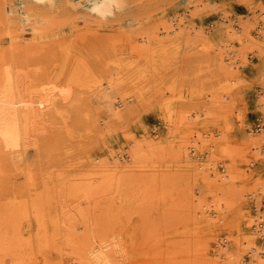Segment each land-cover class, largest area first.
Wrapping results in <instances>:
<instances>
[{
    "label": "rangeland",
    "instance_id": "1",
    "mask_svg": "<svg viewBox=\"0 0 264 264\" xmlns=\"http://www.w3.org/2000/svg\"><path fill=\"white\" fill-rule=\"evenodd\" d=\"M64 1L66 0H59V2L52 4L50 7L53 9L50 7L48 8L47 6L30 9V7L27 6L26 0H0V57L2 58V61L8 59L11 60L13 58L12 63L14 66L15 64H18L21 69L27 71L29 79L27 76L26 79L28 80H32L36 72H38L39 69H43L42 73L46 75V77H44L43 74L42 77L46 78L45 80H47V78H52L50 85L56 86L60 90L64 89L66 92L64 97L69 98V101L77 97H74V94L77 93V88L72 83H66L64 78L57 80L56 74L62 75V73H64V77H67V72H70V70L74 71L79 63L82 61V63H85L84 61H86L85 64L88 66L89 71L93 76L97 75L96 77H98V81L102 80L104 83L103 86L106 85V80L108 77L110 78L111 75L116 79L121 77L120 89L118 87V89L112 88L111 90H107V92L110 93L108 100H111L110 103L112 104H117L121 97H131V99L126 102V109L131 107L130 110L133 111H130V117H128V113L125 111L126 109L124 110L126 113H122L121 119L118 120L112 117L109 114L108 103L105 99L99 97V89L103 86H96L97 84L94 85L91 84L93 82H90L88 86L82 90L84 99H81L79 102V114L76 113L74 115L72 113L73 117L70 118L68 123L65 122L69 127H74L77 124L81 131L76 129L74 136L66 135V133H64L66 132L65 123L63 124L62 122L60 125L53 126L50 132L45 136L37 134L36 136L39 137L33 139L39 140V145H36V147L35 141V144L29 143L20 156H18L17 153L9 154L6 150L0 148V156H3V158H0V180L2 182H0V191L4 194L7 192H4V189L7 188L8 183L3 184L4 180L5 182L7 180V182L11 181L10 184L13 183L22 186L25 195L23 196V199L21 198L19 200L23 202L25 206L29 207V209L26 207L27 213L25 214V217L28 218H24V216L18 217L19 220L17 219V223H15L16 227L14 226L13 231L10 233L2 232V235H0V244H14V241L15 244H28L27 248H29L28 250L30 251L28 256L32 259L31 262L35 261L36 264H52L57 254L56 244H59L60 241H54L52 238L53 236H50L54 232L50 221H61L59 210L62 207L61 202L59 201V198L53 194H50V197H55V201L53 198L46 200L44 197L45 200L44 198L42 199L46 202L45 204L41 199L42 203L44 202L43 205L46 207L44 213H46V218L49 220L47 221L46 219V226L48 228L47 245L49 244V248L47 245L46 247L49 250L40 245L43 244L41 243L42 233H39V229L36 230L38 222L35 216L32 215L34 213H31L33 210L31 211L32 208L30 207V203L35 201L38 202L39 199L37 198H40L38 197L39 194L44 196L46 191L47 193H53L55 186L57 187V185L59 186L61 183L59 182L60 179H66L62 180V182L67 183H69L68 181L78 182L79 179L83 181L82 179L85 177L88 179L93 178V180L96 179V182L104 181L105 179L103 177L105 174L100 175V172L98 171L104 169V163L108 153L113 150L112 152L121 153L123 156L126 154L128 155V153L130 154L129 151L133 148V144H130L131 141H142L141 137L145 134L144 138L150 140L151 144L153 143L155 146V148L152 149V152L147 154L149 156L146 155L147 158L145 157L149 160H144L143 164V159L145 158L142 157L136 161H131L126 155L123 158L125 160L122 161L125 166H129L130 169L128 168V170H125V173H129L126 175L120 173L121 178L118 174V177L116 176L117 178L115 177V181H113L116 185L113 182L110 183L109 187L107 186L108 188L99 193L100 195L97 194L91 199L89 198L91 201L80 197H76L78 200H74V198L65 199L63 205L67 206L65 208L70 211L72 221L74 220L72 224L79 223V215L77 211L82 210L84 217L82 218L79 216L81 218H79L80 222L83 219H86L89 222L90 233L105 237L106 235L101 234H107L109 232L107 236H112L113 234L116 236V234L119 233L117 237L120 239L123 247L125 246L124 249L127 252V255L124 254L125 256L123 255V257L118 258L121 264H128L131 260H143V250H147L154 244L160 245L161 249L165 248L163 249L165 252L166 249H168V253L174 250L171 253H173L172 255L175 257H173L171 262H174L175 264H249L250 259L254 260L253 264H264V255L255 256L256 258L251 257L254 255V252H252L253 248L258 251L260 250V252H264V240L254 236L255 240L251 244L250 237L252 233H250V228L253 224L249 223L250 218L252 217L250 216L253 212L252 208H254L256 204L260 206V210L261 212L263 211L262 213L264 214V139H262V141L260 139L261 136H259V133H263L264 135V127H262L264 126V106L260 107L262 100H264V54L256 48V44H259L258 41L262 42L260 37L256 35L257 24H254L255 27L253 26L250 32V35L253 38V43L250 40L248 41V39H245L246 37L241 33L233 35V33L229 32L232 29L231 25L238 26V24H243L245 21L249 20L252 16V11L257 8L254 6L264 3V0H200V2L199 0H123L124 10L106 21H100L98 19H83L84 13L82 7H91V5L98 0ZM71 3L75 6H72ZM35 13L39 15L35 17ZM49 13L52 16L50 23L45 25L40 22L38 17L41 14L46 17H51ZM179 18L183 21L184 27H192L194 29L191 31H188V28L185 29L178 35L179 38L176 40L165 41V36H159L158 38L163 40L161 43L151 42L149 44L147 41L146 43L142 42V39L146 36L152 35L155 32H160L164 26H170L176 22V20H179ZM237 21H239L238 24ZM160 26L161 29L159 28ZM231 38L232 40H230ZM254 39H256V41ZM189 40L190 42H188ZM138 43H142V45L139 46L144 48L137 47ZM200 44H203L202 46L204 48ZM252 45L253 47H250ZM7 48L9 49L10 55L9 52H5L8 51L5 50ZM150 48L151 51L149 50ZM226 48L230 49L228 50ZM238 48L241 51L238 50ZM129 49L135 51H130ZM220 51L222 55L219 54ZM239 52H242V55ZM231 54H234L235 57ZM15 61L18 63H15ZM110 63H112V65ZM64 64H66V66ZM106 64L109 66H104ZM67 66L68 70L66 71ZM71 66L73 67L71 68ZM121 66L123 68H121ZM61 67L63 70L62 72L60 71ZM225 67L227 69H225ZM113 68L114 70H117L113 71ZM229 68L230 70H228ZM119 71L123 76L118 73ZM151 71L154 72L152 73ZM125 72L129 73L126 74ZM140 74L142 75L143 81H145L144 83L143 81H140L141 78L138 77ZM133 75H137V77L133 79ZM148 82L152 86L150 84V86H148ZM122 83L126 86L125 88L128 89H125ZM156 86L158 87L156 88ZM131 89H133V91ZM96 90L97 92L95 93ZM128 90L130 92H128ZM201 91L205 92V94L203 92L201 93ZM126 92L129 93V95ZM198 92L201 95L197 94ZM136 95L140 96V99H137L139 103L138 101L136 103L134 99ZM200 96L201 98H199ZM259 96L260 99H258ZM209 98L216 99L212 100ZM163 99H169L170 101H163ZM141 100L142 102L140 103ZM90 102L94 104H90ZM131 103L132 105H135V103L137 105H133L134 108H132V105H130ZM211 104L215 106L213 109ZM257 104L260 105L257 106ZM69 105L71 106L68 107L69 109L72 108V105H74V109L76 108L75 104L70 103ZM204 105L207 106L209 110H207ZM98 106L101 109H99L100 111L97 109L99 108ZM86 109L91 113V118L93 117L92 119L87 118V115L90 113L86 111ZM96 109L98 111H95ZM207 111L209 113H207ZM121 112H123L122 109ZM182 112L189 114H184ZM94 116L96 118H94ZM93 119L97 120L99 124L96 121H94V124L92 122ZM105 119L106 123L104 121ZM186 122L189 124H186ZM102 123L106 127L103 126ZM90 124L91 126H88ZM92 125H95L93 126L94 128H92ZM110 125L111 127L113 126L114 129L110 128ZM192 125H195V128ZM117 128L118 130H116ZM260 129L263 131L261 130L262 132H259ZM88 130L90 131L87 132ZM99 130L100 133H103L104 130L105 132L101 135L98 132ZM191 130L193 132H191ZM86 132L87 135L90 134L87 136L89 138L86 137ZM79 133L81 135L76 137ZM96 133L99 134L100 137L97 136ZM131 134L134 136H130ZM185 136L187 138H184ZM255 137L256 139H254ZM175 138L177 140H175ZM183 138L184 140H181ZM165 140L167 142H165ZM200 140L202 142H200ZM178 142L180 143V146ZM183 142L186 146L182 144ZM191 142H194V145ZM122 143L124 145L121 146ZM140 143L141 144L139 145H142L141 150L147 152L148 148L144 146V143ZM50 144H53V147L55 146V150ZM67 145L69 147H67ZM224 145L225 149L227 148L226 152L222 149V146ZM46 147L52 149H46ZM191 147H195V150L188 149V156H191L192 153L194 154L195 152L204 155L203 158L206 160L203 159L197 162L198 164H194L193 161H191L195 166L201 165L203 169L197 168L195 169L197 171H194V165L185 163V148ZM203 147L206 149H203ZM157 148L161 150H158ZM42 149H44V152ZM48 149L51 151L45 153ZM37 151L40 153H37ZM161 151L163 152L162 154ZM3 153L6 154L4 155ZM153 153L155 156H152V158L151 155H153ZM177 153H179L180 156L177 155ZM40 156L42 159H39ZM180 157L183 160H181ZM18 158H20V160H18ZM98 159L100 160L98 161ZM45 160L46 162H44ZM27 162L30 163L29 165L32 164L31 167ZM155 162L157 165L154 164ZM96 164L100 169L98 168L97 170ZM142 164L146 165L143 166ZM26 167L34 172L27 171L29 169ZM93 167H95V169ZM164 167H166V169H164ZM186 167L188 169H186ZM142 168L145 169L143 170ZM149 168L155 171L150 170ZM207 168L210 169L208 170ZM223 169H225L224 172L226 173L223 172ZM58 170L59 172H57ZM213 170L223 172L224 174L228 173L227 178L224 177L221 180V184H207L203 180V176L211 174ZM52 172L56 174V177ZM62 172L64 173L62 174ZM81 172L83 173L81 174ZM101 172L104 173V171ZM130 172L138 175L135 176V174H130ZM160 172L161 174L159 175ZM93 173L96 175H93ZM194 173H196L197 176ZM81 175H84L83 178H81ZM129 175L133 178L128 177ZM152 175L156 177H153ZM11 177L12 179L10 180ZM30 177L34 179L29 180ZM129 178L132 181L134 180L132 185L136 189L142 190L135 189L138 192L133 190L134 187H132ZM148 180L152 181H149L148 183ZM17 181L18 183H16ZM49 181L51 183H49ZM23 184H26V187ZM113 184L114 186H112ZM140 184L141 188L138 187ZM145 185L146 190L143 188ZM32 186L35 189L30 188ZM49 186L54 189L52 188V190L50 189L49 191ZM41 187L45 189H42ZM46 187L48 189H46ZM36 190L38 194L35 192ZM42 190H44L45 193L42 192ZM39 191H41V193H39ZM144 192H146L145 196ZM211 192H213V194L215 192V194L213 195ZM3 193L0 194L1 199L4 195ZM114 193L118 194L115 195ZM123 193H126L127 197ZM134 194L137 195V198ZM106 196H108V198ZM150 196L152 197L149 200L148 197ZM97 198H99V203L96 202L98 201L96 200ZM196 199L202 201H197ZM41 200L39 203H41ZM225 200H227L229 204L232 203L231 205L233 207L231 208L229 204H226L229 205L228 208H226L227 206L225 205L223 208L218 206L219 203H224ZM49 201H51V203H49ZM86 201H88V203ZM144 201L147 202L144 203ZM127 202H129L130 205L129 203L127 204ZM255 202L257 203L255 204ZM87 204L92 206L89 207ZM47 205H51L52 207H47ZM73 207L76 208L74 209ZM81 207H85L86 210L85 208L83 210ZM210 207L213 208L211 209ZM49 208L52 209L48 211ZM94 208L96 210H94ZM104 209L107 210V214L104 212ZM90 214H92V217ZM196 214L199 217H197ZM193 216L196 217L194 218ZM100 217L106 221H103ZM115 219L118 220L117 223ZM18 222L21 223L19 224ZM98 222L99 225L97 224ZM94 223L96 225H94ZM17 224L19 225L17 226ZM57 230L60 232L58 227L55 232H57ZM108 230H112L113 233ZM98 232H100V235ZM247 233L249 235H247ZM18 234H20V236ZM141 251L142 253L140 254L139 252ZM213 251H219L223 256L221 258L214 257Z\"/></svg>",
    "mask_w": 264,
    "mask_h": 264
},
{
    "label": "bare ground",
    "instance_id": "2",
    "mask_svg": "<svg viewBox=\"0 0 264 264\" xmlns=\"http://www.w3.org/2000/svg\"><path fill=\"white\" fill-rule=\"evenodd\" d=\"M67 1V0H66ZM66 1H64V2H66ZM135 1V0H134ZM251 1V0H250ZM57 2H59V0H26V3H27V6L28 7H30V9H37V8H43L44 6H47L48 8L52 5V4H54V3H57ZM68 2V1H67ZM199 2H200V0H199ZM134 4H136V3H134ZM199 4H201V3H199ZM71 5H72V3H71ZM258 5V4H257ZM254 6V7H257V8H255L253 11H252V16H251V18L249 19V20H247V21H245V23H243V24H241L240 23V25L238 24V22L239 21H237V24H238V26H234V25H231L232 26V29L229 31V32H231V33H233V35L234 34H237V33H241L244 37H246L245 39H248V41L250 40L251 42H252V40H253V38H252V36L250 35V32H251V30H252V28H253V26H254V24H257V32H256V35L257 36H259L260 37V39H261V41L262 42H259L258 41V43L259 44H256L257 45V49L262 53V54H264V3H261V4H259L258 6ZM72 6H75V5H72ZM3 7V6H2ZM25 7V6H24ZM50 8H52V7H50ZM74 8V7H73ZM76 8V7H75ZM83 9H82V11H83V13H84V17H83V19H85V20H92V19H98V20H100V21H106V20H108V19H111L113 16H116V15H118L119 13H121L123 10H124V3H123V0H98V1H96V2H94L92 5H91V7H86V8H84V7H82ZM53 9V8H52ZM41 10H43V9H41ZM51 10V9H50ZM31 11V10H30ZM45 11V10H44ZM58 11V10H57ZM40 12V11H39ZM52 12V11H51ZM63 12V11H62ZM30 13V12H29ZM46 13V12H45ZM132 13V12H131ZM185 13H186V11H185ZM34 14V13H33ZM32 14V15H33ZM36 15H35V17L37 16V15H39V14H37V13H35ZM50 14V13H49ZM64 14V13H63ZM183 14V13H182ZM50 16H51V14H50ZM191 16V15H190ZM39 20H40V22H42L43 24H49L50 23V21H51V19H52V16L51 17H46L45 15L43 16V14H41L39 17ZM177 18V17H176ZM74 19V18H73ZM170 19V18H169ZM248 19V18H247ZM118 20H120V19H118ZM172 20V19H171ZM175 21V20H174ZM173 21V22H174ZM170 22V21H169ZM228 22V21H227ZM172 23V22H171ZM170 23V24H171ZM186 23V22H185ZM232 23H233V21H232ZM166 25V24H165ZM213 25V24H212ZM225 25V24H224ZM223 25V26H224ZM163 26V25H162ZM188 26V25H187ZM226 26V25H225ZM212 27V26H211ZM255 27V26H254ZM160 29H161V26L159 27ZM188 28V27H187ZM186 27H184L183 26V21L179 18V20H176V22H174L173 24H171L170 26H164L163 27V29L160 31V32H155V33H153L152 35H148V36H146L144 39H142V42H144V43H146V41H147V43H151V42H155V43H161L163 40H161V38H158L159 36H165L164 38V40L166 41H169V40H176V39H178L179 37H178V35L181 33V32H183L185 29H187ZM201 28V27H200ZM200 28H199V30H200ZM194 28H192V27H189L188 28V31H191V30H193ZM215 29V28H214ZM217 29V28H216ZM198 30V29H197ZM198 30V31H199ZM226 30V29H225ZM122 31H123V29H122ZM197 31V32H198ZM196 32V31H195ZM190 33H192V32H190ZM200 33V32H199ZM203 33V32H202ZM136 34H138V33H136ZM145 34V33H144ZM149 34V33H148ZM194 34H196V33H194ZM203 34H205V33H203ZM227 34V33H226ZM119 35V34H118ZM121 35V34H120ZM182 35V34H181ZM200 35V34H199ZM206 35V34H205ZM205 35H203V36H205ZM208 35V34H207ZM122 36V35H121ZM125 36V35H124ZM202 36V37H203ZM229 36H231V35H229ZM44 37V36H43ZM141 37V36H140ZM189 37V36H188ZM187 37V38H188ZM255 37V36H254ZM115 38H117V37H115ZM121 38V37H120ZM201 38V37H200ZM238 38V37H237ZM250 38V39H249ZM140 39V38H139ZM163 39V38H162ZM189 39V38H188ZM187 39V40H188ZM241 39V38H240ZM243 39V38H242ZM244 39V40H245ZM130 40V39H129ZM128 40V41H129ZM193 40H194V38H193ZM230 40H232V38L230 39ZM239 40V39H238ZM255 41H256V39H254ZM122 41V40H121ZM132 41H134V40H132ZM164 41V42H165ZM240 41V40H239ZM57 42V41H56ZM140 42V41H139ZM177 42V41H176ZM188 42H190V40L188 41ZM125 43V42H124ZM240 43V42H239ZM244 43V42H243ZM248 43V42H247ZM253 43V42H252ZM255 43H257V42H255ZM129 44V43H128ZM167 44V43H166ZM132 45H133V43H132ZM139 45H142V43L141 44H137V47L139 46ZM201 45V44H200ZM203 45V44H202ZM201 45V46H202ZM246 45V44H245ZM254 45V44H253ZM253 45L252 46H250V47H253ZM135 46V45H134ZM133 46V47H134ZM212 46V45H211ZM116 47V46H115ZM203 47V46H202ZM240 47V46H239ZM244 47H246V46H244ZM255 47V46H254ZM5 48V47H4ZM131 48V47H130ZM139 48H144V47H140L139 46ZM204 48V47H203ZM213 48V47H212ZM219 48V47H218ZM222 49V48H221ZM226 49H228V48H226ZM230 49V48H229ZM228 49V50H229ZM237 49V48H236ZM250 49V48H249ZM256 49V50H257ZM5 50H8V51H5L6 53L7 52H9V49L7 48V49H5ZM130 50V49H129ZM145 50V49H144ZM150 51H151V48L149 49ZM238 50H240L239 48H238ZM12 51V50H11ZM14 51V50H13ZM130 51H135V50H130ZM138 51H139V49H138ZM147 51V50H146ZM218 51V50H217ZM223 51V50H222ZM232 51V50H231ZM241 51V50H240ZM255 51V50H254ZM4 52V51H3ZM143 52H145V51H143ZM234 52V51H233ZM13 53H16V52H13ZM136 53V52H135ZM134 53V54H135ZM231 53V52H230ZM236 53V52H235ZM241 55H242V52H239ZM251 53V52H250ZM11 54H12V52H11ZM219 54H221V51L219 52ZM244 54V53H243ZM9 55H10V52H9ZM14 55V54H13ZM222 55V54H221ZM231 55H233V57H235L234 56V54H231ZM137 57V56H136ZM232 57V58H233ZM11 58V57H10ZM150 58V57H149ZM230 58V57H229ZM229 58H227V59H229ZM237 58V57H236ZM13 59V58H12ZM10 60V59H8V60H3L2 61V58L0 57V148H2V149H4V150H6V152H8L9 154H11V153H17L18 154V156H20L21 154H22V152H23V150L28 146V144L29 143H31V144H35L34 143V141L36 142V144H35V146L37 145H39L38 144V141L39 140H35V139H33V138H37V137H39V136H36L37 134H40V135H46L48 132H50V130L53 128V126H57V125H60V123H62L63 122V124L66 122V123H68V121L70 120V118L71 117H73V114L75 115L76 113L77 114H79L78 112H79V106H80V101H81V99H84L83 98V92H82V90L83 89H85L87 86H88V84L90 83V82H93V83H91V84H97L96 86H103V82H102V80L101 81H98V77H96V76H93L92 75V73L89 71V69H88V66L85 64L86 63V61H84L85 63H79V65L74 69V71H71L70 70V72H67V77H64V73H62V75L61 74H56V78H57V80H60L61 78H64V80H66L65 82L66 83H72V84H74L75 86H76V88H77V93L76 94H74V97L75 96H77L75 99H71L70 101L68 100L69 98H67V97H64L65 96V94H66V92H65V90L64 89H62V90H60L58 87H56V86H52V85H50L51 84V80H52V78H47V80H45L46 78H43L42 76L44 75L43 73H42V71H43V69H39L38 70V72H36V74H35V76L32 78V80L30 79V80H28L29 79V77H28V73H27V71H24L23 69H21L19 66H18V64H15V66H14V64L12 63V61L13 60ZM65 59V58H64ZM130 59V58H129ZM235 59V58H234ZM111 60V59H110ZM143 60V59H142ZM148 60V59H147ZM112 61V60H111ZM114 61V60H113ZM121 61V60H120ZM230 61V60H229ZM222 62V61H221ZM226 62V61H225ZM15 63H18V62H16L15 61ZM65 63V62H64ZM106 63V62H105ZM109 63V62H108ZM114 63V62H113ZM233 63V62H232ZM20 64V63H19ZM63 64V63H62ZM111 65H112V63H110ZM127 64V63H126ZM137 64V63H136ZM65 66H66V64H64ZM64 65H62L63 67H65ZM68 65V64H67ZM110 65V66H111ZM135 65V64H134ZM138 65V64H137ZM227 65V64H226ZM16 66H18V67H16ZM20 66H22V65H20ZM61 66V65H60ZM104 66H109V65H104ZM103 66V67H104ZM124 66H125V64H124ZM154 66V65H153ZM231 66V65H230ZM234 66V65H233ZM236 66V65H235ZM73 66H71V68H72ZM137 67V66H136ZM148 67V66H147ZM227 67V66H226ZM225 67V69H227ZM22 68H24V67H22ZM105 68V67H104ZM121 68H123L122 66H121ZM25 69H26V67H25ZM120 69V68H119ZM127 69V68H126ZM132 69V68H131ZM131 69H130V71H131ZM223 69V68H222ZM224 69V70H225ZM68 70V66H67V68H66V71ZM117 70V69H116ZM116 70H114V68H113V71H116ZM223 70V71H224ZM228 70H230V68L228 69ZM58 71V70H57ZM60 71L62 72L63 70H62V67L60 68ZM104 71V70H103ZM105 71H108V70H105ZM110 71V70H109ZM112 71V72H113ZM123 71V70H122ZM129 71V72H130ZM111 72V73H112ZM128 72V73H129ZM149 72V71H148ZM152 72V71H151ZM154 72V71H153ZM152 72V73H153ZM27 73V74H26ZM110 73V72H109ZM120 75H122L121 74V72L119 71L118 72ZM117 73V74H118ZM126 74H128L127 72H125ZM131 73V72H130ZM43 74V75H42ZM94 74V73H93ZM116 74V73H115ZM132 74V73H131ZM142 74V73H141ZM139 75L138 77H140L141 79H140V81H143V78H142V75ZM95 75V74H94ZM100 75V74H99ZM153 75V74H152ZM26 76L28 77V79H26ZM123 76V75H122ZM127 76V75H126ZM131 76V75H130ZM44 77H46V75H44ZM128 77V76H127ZM132 77H134L133 79H135V77H137V75L136 76H132ZM31 78V77H30ZM107 78V77H106ZM131 78V77H130ZM145 78V77H144ZM102 79V78H101ZM123 79V78H122ZM137 79V78H136ZM150 79V78H149ZM154 79V78H153ZM157 79V78H156ZM124 80V79H123ZM145 80V79H144ZM28 81V82H27ZM48 81V82H47ZM124 81H126V80H124ZM123 81V82H124ZM149 81V80H148ZM156 81V80H155ZM131 82V81H130ZM129 82V83H130ZM145 81H143V83H144ZM106 85L105 86H103L101 89H99V97L101 98V99H105V101L108 103V109H109V114L112 116V117H114V118H116V119H121V116H122V113H124L125 111L128 113V117H130V115L129 114H131L130 113V111H133V110H130V108L128 107V109H126V107H127V105H126V102L129 100V99H131V97H128V96H125V97H121V99L117 102V104H112V103H110V101L108 100V97H109V95H110V93L109 92H107V90H111L112 88L113 89H118V87H119V89H120V84H121V77H118L117 79L114 77V76H112L111 75V77L109 78L108 77V79L106 80V83H105ZM150 83L148 82V86H150L149 85ZM232 84V83H231ZM122 85H123V83H122ZM132 85V84H131ZM158 85V84H157ZM124 86V85H123ZM152 86V85H151ZM154 86V85H153ZM172 86V85H171ZM174 86V85H173ZM126 86H124V88H125ZM133 87V86H132ZM137 87V86H136ZM158 86H156V88H157ZM123 88V89H124ZM134 88H135V85H134ZM125 89H128V88H125ZM125 89H124V91H125ZM143 89H145V88H143ZM155 89V88H154ZM159 89V88H158ZM132 91H133V89H131ZM150 90H153V89H150ZM204 90V89H203ZM208 90V89H207ZM210 90V89H209ZM213 90V89H212ZM216 90V89H215ZM88 91H90V90H88ZM131 91V92H132ZM157 91V90H156ZM205 91V90H204ZM97 92V90L95 91V93ZM128 92H130L129 90H128ZM149 92V91H148ZM203 91H201V93H202ZM261 92V91H260ZM127 93V92H126ZM147 93V92H146ZM204 94H205V92H203ZM122 94V93H121ZM128 95H129V93H127ZM152 94V93H151ZM150 94V95H151ZM159 94V93H158ZM161 94H162V92H161ZM160 94V95H161ZM197 94H200L199 92L197 93ZM196 94V95H197ZM204 94H203V96H204ZM214 94V93H213ZM261 94V93H260ZM264 94V93H263ZM85 95V94H84ZM153 95H154V93H153ZM163 95V94H162ZM161 95V96H162ZM201 95V94H200ZM229 95V94H228ZM89 96V95H88ZM115 96H116V94H115ZM114 96V97H115ZM174 96V95H173ZM202 96V97H203ZM209 96H210V94H209ZM127 97V98H126ZM143 97V96H142ZM146 97V96H145ZM208 97V96H207ZM226 97V96H225ZM199 98H201V96L199 97ZM113 99V98H112ZM134 99H135V101H136V103H137V101L140 99V96H138V95H136L135 97H134ZM138 99V100H137ZM170 99V98H169ZM168 99V100H169ZM209 99H212V98H209ZM214 99V98H213ZM212 99V100H213ZM216 99V98H215ZM214 99V100H215ZM258 99H260V96H259V98ZM116 100V99H115ZM165 99H163V101H164ZM167 100V99H166ZM165 100V101H166ZM168 100H167V102H168ZM172 100V99H171ZM200 100V99H199ZM201 100H204V99H201ZM206 100H207V98H206ZM87 101V100H86ZM85 101V102H86ZM109 101V102H108ZM114 101V100H113ZM144 101V100H143ZM170 101V100H169ZM142 102V100L140 101V103ZM159 102V101H158ZM70 103H72V104H75V106H76V108L74 109V105H72V108L71 109H69L68 107H71L69 104ZM84 103V102H83ZM89 103V102H88ZM92 102H90V104H91ZM135 103V105H137ZM138 103H139V101H138ZM164 103V102H163ZM203 103V102H202ZM215 103H216V101H215ZM82 104V103H81ZM92 104H94V103H92ZM203 104H205V103H203ZM214 104V103H213ZM213 104H211L212 106H213ZM86 105V104H85ZM99 105V104H98ZM130 105H132V103L130 104ZM134 105V104H133ZM132 105V108H134V106ZM140 105V104H139ZM172 105V104H171ZM210 105V106H211ZM260 104H257V106H259ZM83 106V105H82ZM89 106V105H88ZM100 106H102V105H100ZM129 106V105H128ZM205 106V105H204ZM211 106V107H212ZM262 106H264V100H262V102H261V106L260 107H262ZM94 107V106H93ZM99 107V106H98ZM174 107V106H173ZM215 106H213L212 107V109L214 108ZM90 108V107H89ZM204 108V107H203ZM205 108H207V110H209L208 109V107L207 106H205ZM98 110L100 109V107L99 108H97ZM95 110V111H98V110ZM121 109L123 110V112H121ZM126 109V110H125ZM176 109V108H175ZM91 110V109H90ZM101 110V109H100ZM99 110V111H100ZM125 110V111H124ZM173 110V109H172ZM86 111H88L89 112V110H87L86 109ZM85 111V112H86ZM198 111V110H197ZM125 112V113H126ZM179 112V111H178ZM187 112V111H186ZM185 112V113H186ZM73 113V114H72ZM90 113V112H89ZM93 113V112H92ZM97 113H99V112H97ZM96 113V114H97ZM135 113V112H134ZM182 113H184V112H182ZM184 113V114H185ZM206 113V112H205ZM204 113V114H205ZM207 113H209L208 111H207ZM206 113V114H207ZM88 114V113H87ZM133 114V113H132ZM178 114V113H177ZM181 114V113H180ZM186 114H189V113H186ZM82 115H84V114H82ZM195 115H196V113H195ZM200 115H201V113H200ZM209 115H211V114H209ZM78 116H81V115H78ZM91 113L89 114V115H87V118L88 119H92L91 118ZM81 117H83V116H81ZM203 117V116H202ZM205 117H206V115H205ZM209 117V116H208ZM87 118H86V120H87ZM94 118H96L95 116H94ZM201 118V117H200ZM75 119V118H74ZM131 119V118H130ZM198 119V118H197ZM197 119H195V120H197ZM129 120V119H128ZM170 120V119H169ZM184 120H186V119H184ZM190 120V119H189ZM90 121V120H89ZM94 121H96L97 122V120H94L93 119V123L95 124V122ZM105 121V123H106V119L104 120ZM168 121V120H167ZM181 122H183L182 120H180ZM180 121H178V122H180ZM209 121H212V120H209ZM72 122V121H71ZM180 122V123H181ZM65 123V130H66V132H64V133H66V135H69V136H74V134L76 133V129H78V130H80L79 128V126H77V124L76 123H74V124H76L74 127H69L68 126V124H66ZM98 123V122H97ZM104 123V122H103ZM103 123H102V125H103ZM177 123V122H176ZM188 122H186V124H187ZM70 124V123H69ZM87 124V123H86ZM99 124V123H98ZM111 124H112V122H111ZM189 124V123H188ZM215 124V123H214ZM82 125V124H81ZM175 125V124H174ZM182 125V124H181ZM191 125V124H190ZM196 125V124H195ZM195 125H192L193 127L195 126ZM87 126V125H86ZM88 126H91V124L90 125H88ZM93 126H95V125H92V128H94ZM98 126V125H97ZM96 126V127H97ZM103 126H105V125H103ZM176 126V125H175ZM183 126H185V125H183ZM196 126H198V125H196ZM202 126V125H201ZM83 127V126H82ZM106 127V126H105ZM177 127V126H176ZM262 127H264V126H262ZM64 128V127H63ZM85 128V127H84ZM87 128H89V127H87ZM86 128V129H87ZM110 128H113V126L111 127V125H110ZM195 128V127H194ZM55 129H57V128H55ZM90 129V128H89ZM99 129V128H98ZM114 129V128H113ZM186 129V128H185ZM58 130V129H57ZM84 130V129H83ZM91 130H93V129H91ZM106 130V129H105ZM105 130L103 131V133L105 132ZM111 130V129H110ZM116 130H118V128L116 129ZM262 129H260V131L259 132H262L261 131ZM59 131V130H58ZM81 131V130H80ZM90 130H88L87 132H89ZM102 131V130H101ZM52 132V131H51ZM54 132V131H53ZM84 132V131H83ZM87 132L85 133L86 134V137L88 136V135H90V134H88L87 135ZM99 132V134H103L102 132L100 133V130L98 131ZM116 132V131H115ZM179 132V131H178ZM191 132H193L192 130H191ZM210 132V131H209ZM57 133V132H56ZM91 133V132H90ZM111 133V132H110ZM184 133V132H183ZM204 133V132H203ZM97 134V133H96ZM99 134H97V136H99ZM125 134H127V133H125ZM185 134V133H184ZM187 134H190V133H187ZM194 134V133H193ZM214 134V133H213ZM212 134V135H213ZM55 135V134H54ZM81 134L79 133V135L78 136H76V137H79ZM94 135V134H93ZM92 135V136H93ZM128 135V134H127ZM58 136H60V135H58ZM130 136H134V135H130ZM143 137H141V140L142 141H136V140H133V141H131V145L133 144V148H131V151H129L130 152V154L128 153V155L126 154V151H125V154L127 155V158L129 159V160H133V161H136L137 159H140V158H145L146 157V155L148 154V153H150V152H152V149H154L155 148V146L153 145V143L151 144V141L150 140H148V139H145L144 138V136H145V134L144 135H142ZM171 136H172V134H171ZM208 136V135H207ZM259 136H261L260 137V139L262 140V139H264V135H263V133L261 134V133H259ZM31 137H32V140H33V143H32V140H31ZM50 137V136H49ZM56 137V136H55ZM82 137V136H81ZM84 137V136H83ZM100 137V136H99ZM102 137H106V136H102ZM193 137H194V135H193ZM216 137V136H215ZM72 138V137H71ZM74 138V137H73ZM87 138H89V137H87ZM128 138V137H127ZM127 138H125V139H127ZM182 138V137H181ZM184 138H187L186 136L184 137ZM184 138L183 139H181V140H184ZM200 138V137H199ZM204 138V137H203ZM259 138V137H258ZM40 139V138H39ZM52 139V138H51ZM56 140H58L57 138H55ZM92 139V138H91ZM105 139V138H104ZM189 139V138H188ZM194 139V138H193ZM254 139H256V137L254 138ZM259 139V140H260ZM74 140V139H73ZM76 140V139H75ZM95 140V139H94ZM175 140H177L176 138H175ZM174 140V141H175ZM186 140V139H185ZM204 140V139H203ZM40 141H41V139H40ZM159 141V140H158ZM195 141V140H194ZM215 141V140H214ZM263 141V140H262ZM261 141V142H262ZM61 142V141H60ZM140 142H142V143H144V146H146L148 149H147V152H143L141 149V146L142 145H139V144H141ZM165 142H167L166 140H165ZM200 142H202L201 140H200ZM254 142V141H253ZM42 143H45V142H42ZM58 143V142H57ZM62 143H64V142H62ZM68 143V142H67ZM179 143V142H178ZM188 143V142H187ZM186 143V144H187ZM191 143H193V145H194V142H191ZM196 143V142H195ZM252 143V142H251ZM66 144V143H65ZM83 144V143H82ZM168 144V143H167ZM167 144H165V145H167ZM182 144H184V142L182 143ZM203 144H204V141H203ZM212 144V143H211ZM259 144V143H258ZM44 145V144H43ZM51 146L53 145V144H50ZM69 145V144H68ZM67 145V147H69ZM122 145H124L123 143L121 144V146ZM157 145V144H156ZM160 145V144H159ZM158 145V146H159ZM185 145V144H184ZM187 145H189V144H187ZM201 145V144H200ZM206 145V144H205ZM260 145V144H259ZM36 146V147H37ZM66 146V145H65ZM161 146V145H160ZM164 146V145H163ZM169 146V145H168ZM179 146H180V143H179ZM186 146V145H185ZM204 146V145H203ZM40 147H42V146H40ZM55 147V146H54ZM53 146H52V148L55 150V148H54ZM129 147V146H128ZM130 147H132V146H130ZM162 147V146H161ZM170 147V146H169ZM223 148L222 149H224L225 150V152H226V149H225V145L224 146H222ZM47 148H49V147H46V149ZM52 148H49V149H52ZM65 148V147H64ZM160 148V147H159ZM179 148V147H178ZM205 147H203V149H204ZM211 148H215V147H211ZM218 148V147H217ZM257 148V147H256ZM38 149V148H37ZM41 149V148H40ZM45 149V150H46ZM49 149H48V151H45V153H47V152H50L49 151ZM57 149L59 150V148L57 147ZM69 149V148H68ZM158 149V148H157ZM165 149V148H164ZM163 149V150H164ZM188 149H192L193 151L195 150V147H191V148H185V151H186V155H184V161H185V163H187V164H190V165H194L195 163L196 164H198L197 162H199V161H201V160H203V159H205V158H203V156L204 155H202V154H199L198 152H195L194 154L192 153V155L191 156H188V153H187V150ZM206 149V148H205ZM259 149V148H258ZM43 150V152H44V149H42ZM67 150V149H66ZM112 150V149H111ZM116 150V149H115ZM158 150H161V149H158ZM180 150V149H179ZM35 151H36V149H35ZM41 151V150H40ZM57 151V150H56ZM61 151V150H60ZM113 151V150H112ZM109 152L108 153V156L106 157V161H105V163H104V169H101L100 171H98V172H100V175H103V174H105L104 175V181L102 180V182L101 181H97L96 182V179L95 180H93V178L92 179H88L87 177H85V178H83V176L81 177V178H83L82 180L83 181H81V179H79V181L78 182H73L72 180V182H70V181H68L69 183H67V182H62V180H66V179H60V181L59 182H61L60 184H59V186L57 185V187L55 186V189H54V191H53V193L51 192V193H47V191H46V193L44 192V190H42V192H44L45 194H44V196H41L40 194H39V196L38 197H40V198H37V199H39V201L42 199V198H46V200L48 199V200H50V199H52L51 197H50V194H53V195H55V196H57L58 198H59V201L61 202V208L59 209L60 210V216H61V221H58V222H56V218L55 219H52V220H55V221H50L51 222V225H52V230H54V232H53V234L52 235H50L53 239H54V241H56V240H59L60 242H59V244L57 243L56 244V247H57V254H56V256H55V259L53 260V262H52V264H121L120 262H119V260H118V258H120V257H123V255L124 254H126L127 255V252L125 251V249H124V247H123V244H121V242H120V239L117 237V235L119 234H116V236L113 234H111L112 236H107V234L109 233H105V234H101V235H106V237L105 236H97V235H95V234H93V233H90V229H89V225H88V221L86 220V219H83L81 222H80V217L79 216H81L82 218L84 217V215H83V211L82 210H78L77 211V213H78V222L79 223H75L74 225L72 224V222L74 221H72V217L70 216V211L68 210V209H66L65 207H67V206H64L63 205V202L65 201V199H67V198H74V200L76 199V197H80V198H83V199H88V201H91V200H89V198L91 199L92 197H94V196H96L97 194H99L101 191H103L104 189H106V188H108L109 187V184L110 183H112L113 181H115V177L119 174V177L121 178V174H124V175H126L127 173H129V172H127V173H125V170H128V168H129V166H125L124 165V162L122 161V160H125V159H123L125 156H123L121 153H115V152ZM181 151V150H180ZM184 151V150H183ZM39 151H37V153H38ZM43 152H41L42 154H44ZM58 152V151H57ZM62 152V151H61ZM64 152H66V151H64ZM63 152V153H64ZM154 152V151H153ZM36 153V152H35ZM40 153V152H39ZM66 153H68V152H66ZM163 152L161 151V154H162ZM180 153V152H179ZM179 153H177V155H179ZM207 153V152H206ZM2 154V153H1ZM4 154V153H3ZM6 154V153H5ZM4 154V155H5ZM53 154V153H52ZM72 154V153H71ZM160 154V155H161ZM262 154V153H261ZM39 155H41V154H39ZM51 155V154H50ZM57 155V154H56ZM66 155H68V154H66ZM65 155V156H66ZM160 155H159V157H160ZM10 156V155H9ZM43 156V155H42ZM58 156V155H57ZM147 156H149V155H147ZM152 156H155L154 155V153H153V155H151V157ZM180 156V155H179ZM43 157H45V156H43ZM49 157V156H48ZM59 157V156H58ZM57 157V158H58ZM63 157V156H62ZM161 157H162V155H161ZM170 157V156H169ZM178 157V156H177ZM0 158H3V156L1 157L0 156ZM38 158V157H37ZM60 158V157H59ZM147 158V157H146ZM143 159V164H144V160H149V159ZM153 158V157H152ZM157 159H158V157H156ZM181 158V157H180ZM210 158V157H209ZM25 159V158H24ZM39 159H42L41 158V156L39 157ZM52 159V158H51ZM54 159V158H53ZM154 159H155V157H154ZM156 159V160H157ZM18 160H20V158H18ZM94 160V159H93ZM95 160H97V159H95ZM100 159H98V161H99ZM151 160V159H150ZM156 160H154V161H156ZM158 160H160V159H158ZM181 160H183L182 158H181ZM206 160V159H205ZM208 160H210V159H208ZM42 161V160H41ZM55 161V160H54ZM53 161V162H54ZM60 161V160H59ZM62 161V160H61ZM91 161H92V159H91ZM191 161H193V163L191 162ZM26 162V161H25ZM38 162V161H37ZM43 162V161H42ZM44 162H46V160L44 161ZM56 162H58V161H56ZM130 162V161H129ZM137 162H139V161H137ZM142 162V161H141ZM162 162V161H161ZM169 162V161H168ZM28 163V162H27ZM32 163H34V162H32ZM65 163V162H64ZM82 163V162H81ZM90 163V162H89ZM95 163V162H94ZM100 163V162H99ZM140 163V162H139ZM164 163V162H163ZM169 163H171V162H169ZM183 163V162H182ZM210 163V162H209ZM208 163V164H209ZM15 164V163H14ZM25 164V163H24ZM30 163H28V165H29ZM43 164V163H42ZM41 164V165H42ZM86 164V163H85ZM85 164H83V165H85ZM101 164V163H100ZM132 164V163H131ZM142 164V165H143ZM153 164V163H152ZM155 165H157V163L155 162L154 163ZM173 164V163H172ZM171 164V165H172ZM206 164V163H205ZM207 164V165H208ZM223 164V163H222ZM32 165V164H31ZM31 165H29L30 167H31ZM40 165V164H39ZM67 165V164H66ZM90 165H92V164H90ZM127 165H129V164H127ZM135 165V164H134ZM139 165V164H138ZM146 165V164H145ZM145 165H143V166H145ZM150 165V164H149ZM185 165V164H184ZM190 165H189V167H190ZM17 166V165H16ZM52 166H53V164H52ZM93 166V165H92ZM163 166V165H162ZM188 166V165H187ZM196 166H198V167H196ZM194 165L193 166V168H194V171H197V170H195V169H199V168H201V169H203V167L201 166V165ZM228 166V165H227ZM21 167V166H20ZM38 167V166H37ZM37 167H36V169H37ZM54 167V166H53ZM134 167V166H133ZM137 167H139V166H137ZM156 167V166H155ZM212 167H213V165H212ZM215 167V166H214ZM229 167V166H228ZM27 168V167H26ZM40 168V167H39ZM58 168V167H57ZM72 168V167H71ZM83 168V167H82ZM91 168V167H90ZM94 169H95V167H93ZM96 168H97V170H98V168L100 169V167H98L97 166V164H96ZM103 168V167H102ZM141 168V167H140ZM139 168V169H140ZM145 168H148V167H145ZM145 168H142L143 170L145 169ZM157 168V167H156ZM174 168V167H173ZM185 168V167H184ZM230 168V167H229ZM12 169V168H11ZM16 169V168H15ZM27 169H29V168H27ZM26 169V170H27ZM33 169V168H32ZM55 169V168H54ZM67 169V168H66ZM130 169V168H129ZM138 169V168H137ZM150 170H153V169H151V168H149ZM149 169H147V170H149ZM159 169H161V168H159ZM164 169H166V167H164ZM186 169H188L187 167H186ZM208 170L210 169V168H207ZM62 170V169H61ZM89 170V169H88ZM132 170H134V169H132ZM184 170V169H183ZM224 170L225 169H223V172H224ZM228 170V169H227ZM22 171V170H21ZM27 171H33V170H27ZM82 171V170H81ZM101 171H104V173H102ZM153 171H155V170H153ZM157 171V170H156ZM173 171V170H172ZM175 171V170H174ZM180 171V170H179ZM186 171V170H185ZM193 171V172H194ZM17 172H18V170H17ZM34 172V171H33ZM32 172V173H33ZM46 172H47V169H46ZM57 172H59V170L57 171ZM61 172V171H60ZM79 172V171H78ZM84 172V171H83ZM83 172H81V174L83 173ZM123 172V173H122ZM148 172V171H147ZM159 172V171H158ZM184 172V171H183ZM218 172V171H216V170H213L212 172H211V174H207V173H209V172H207L206 174V176H203V180L207 183V184H211V183H213L214 185H216V184H221V180L224 178V177H226L227 178V174H224V173H226V172ZM53 174H55L54 172H52ZM64 172H62V174H63ZM70 173V172H69ZM77 173V172H76ZM88 173V172H87ZM92 173V172H91ZM90 173V174H91ZM96 173V172H95ZM95 173H93V175H96ZM102 173V174H101ZM121 173V174H120ZM152 173V172H151ZM154 173H156V172H154ZM153 173V174H154ZM203 173H205V172H203ZM203 173H199V174H203ZM25 174V173H24ZM47 174V173H46ZM130 174H135V173H133V172H130ZM140 174V173H139ZM144 174H147V173H144ZM157 174V173H156ZM155 174V175H156ZM161 174V172L159 173V175ZM166 174H168V173H166ZM170 174V173H169ZM194 174H196V173H194ZM22 175H23V173H22ZM31 175V174H30ZM70 175V174H69ZM74 175V174H73ZM138 174H135V176H137ZM230 175V174H229ZM25 176V175H24ZM79 176V175H78ZM153 177H156V176H154V175H152ZM196 176H197V174H196ZM27 177V176H26ZM55 177H56V174H55ZM62 177H64V176H62ZM61 177V178H62ZM75 177H77V176H75ZM74 177V178H75ZM101 177V176H100ZM118 177V176H117ZM116 177V178H117ZM123 177V176H122ZM128 177H130V175L128 176ZM127 177V178H128ZM139 177V176H138ZM29 178V177H28ZM73 178V177H72ZM71 178V179H72ZM87 178V179H86ZM106 178H107V180H106ZM119 178V179H120ZM130 178H133V177H130ZM129 178V179H130ZM200 178V177H199ZM229 178V177H228ZM12 179V177L10 178V180ZM32 179H34V178H31L30 177V179L29 180H32ZM35 179H37V178H35ZM53 179V178H52ZM68 179H69V177H68ZM86 179V180H85ZM137 179H142V178H137ZM151 179H152V177H151ZM157 179V178H156ZM155 179V180H156ZM229 179H231V178H229ZM14 180V179H13ZM12 180V181H13ZM38 180V179H37ZM57 180V179H56ZM98 180V179H97ZM100 180V179H99ZM125 180H127V179H125ZM125 180H123V181H125ZM144 180V179H143ZM172 180V179H171ZM8 181V180H7ZM5 182V180H4V182H3V184L4 183H8V186H7V188L6 189H4L3 191L4 192H6L5 194L2 192V191H0L1 193H3L4 195H3V197H2V199L0 198V235H2V232H4V233H7V232H11V231H13V229H14V226H15V223H17V219H18V217H20V216H24V218H28V217H25V214L27 213V210H26V207L27 206H25V204L23 203V202H21L19 199H23V196L25 195L24 194V189H23V187L22 186H19V185H16V184H10V182ZM27 181V180H26ZM110 181V182H109ZM117 181V180H116ZM145 181H147V180H145ZM149 181H152V180H148V183H149ZM157 181H158V179H157ZM0 182H1V180H0ZM35 182V181H34ZM48 182V181H47ZM46 182V183H47ZM58 182V181H57ZM56 182V183H57ZM58 182V183H59ZM130 182H131V185L133 184L132 182H134V180L132 181L131 179H130ZM139 182V181H138ZM153 182H155V181H153ZM2 183V182H1ZM0 183V184H1ZM16 183H18V181L16 182ZM20 183V182H19ZM31 183V182H30ZM29 183V184H30ZM33 183V182H32ZM49 183H51L50 181H49ZM114 183V182H113ZM117 183V182H116ZM142 183V182H141ZM156 183V182H155ZM172 183H174V182H172ZM223 183V182H222ZM21 184V183H20ZM115 184V183H114ZM114 184L112 185V186H114ZM135 184H136V182H135ZM145 184H147V183H145ZM158 184V183H157ZM165 184V183H164ZM25 187H26V184H23ZM50 185V184H49ZM116 185V184H115ZM137 185V184H136ZM150 185H151V183H150ZM153 185H155V184H153ZM224 185V184H223ZM47 186V185H46ZM108 186V187H107ZM112 186H110V187H112ZM29 187V186H28ZM116 187H118V186H116ZM126 187V186H125ZM132 187H134L133 185H132ZM138 187H140L141 188V184L140 185H138ZM150 187V186H149ZM204 187H207V186H204ZM223 187V186H222ZM1 188H2V186H1ZM30 188H33V186L32 187H30ZM42 189H45V188H43V187H41ZM52 188H51V186H49V191H50V189L52 190ZM144 188V190H146L145 188H146V185H145V187H143ZM210 188H212V187H210ZM33 189H35V188H33ZM46 189H48L47 187H46ZM116 189V188H115ZM121 189V188H120ZM132 189V188H131ZM136 188L134 187V189L133 190H135ZM150 189V188H149ZM193 189H195V188H193ZM197 189V188H196ZM2 190V189H1ZM26 190H28V189H26ZM31 190V189H30ZM127 190H129V189H127ZM127 190H126V192H127ZM136 190H142V189H136ZM135 190V191H136ZM200 190V189H199ZM210 190H212V189H210ZM213 190H214V188H213ZM219 190H220V188H219ZM31 191H33V190H31ZM118 191V190H117ZM120 191V190H119ZM135 191H134V193H135ZM225 191V190H224ZM228 191V190H227ZM34 192V191H33ZM35 192H37V190L35 191ZM125 192V191H124ZM136 192H138V191H136ZM150 192V191H149ZM190 192V191H189ZM205 192V191H204ZM217 192V191H216ZM0 193V194H1ZM30 193V192H29ZM39 193H41V191H39ZM128 193H130V192H128ZM146 192H144V196L146 195L145 194ZM203 193V192H202ZM221 193V192H220ZM37 194H38V192H37ZM37 194H36V196H37ZM104 194H106V193H104ZM103 194V195H104ZM115 194V193H114ZM116 194H118V193H116ZM115 194V195H116ZM123 194H125V196H126V193H123ZM150 194V193H149ZM193 194V193H192ZM195 194V193H194ZM210 194V193H209ZM211 194H213V192H211ZM214 194H215V192H214ZM213 194V195H214ZM222 194V193H221ZM28 195V194H27ZM26 195V196H27ZM30 195H31V193H30ZM32 195H34V194H32ZM46 195V196H45ZM52 195V196H53ZM100 195V194H99ZM98 195V196H99ZM107 195V194H106ZM135 195V194H134ZM151 195V194H150ZM189 195H190V193H189ZM196 195V194H195ZM194 195V196H195ZM217 195V194H216ZM219 195V194H218ZM253 195V194H252ZM118 196V195H117ZM136 196V198H137V195H135ZM141 196V195H140ZM147 196H148V194H147ZM207 196V195H206ZM205 196V197H206ZM33 197V196H32ZM101 197V196H100ZM107 198H108V196H106ZM124 197V196H123ZM127 197V196H126ZM152 196H150V197H148L149 198V200H150V198H151ZM215 197V196H214ZM247 197H248V195H247ZM27 198V197H26ZM25 198V199H26ZM34 198H36V197H34ZM45 198H44V200H45ZM96 198V197H95ZM114 198V197H113ZM130 198V197H129ZM140 198V197H139ZM203 198H204V196H203ZM203 198H202V200H203ZM217 198V197H216ZM227 198V197H226ZM255 198H257V197H255ZM254 198V199H255ZM37 199H35V200H37ZM99 198H97L96 200H98ZM225 199V198H224ZM227 199H229V198H227ZM258 199V198H257ZM43 200V199H42ZM42 200H41V203H39V201L37 202V201H35V202H33V203H30L31 204V211L33 210V212H31V213H34V214H32V215H34L35 216V218H36V220H37V222H38V227L36 228V230L37 229H39V233H42V235H41V243H43V244H40L41 245V247H46V245H47V241H48V237H47V232H48V228H47V226H46V222L47 221H49L47 218H46V213H44V211H45V206L43 205V203L45 202L44 200V202L42 203ZM53 200L55 201V197L53 198ZM58 200V199H57ZM76 200H78V199H76ZM119 200H121V199H119ZM123 200V199H122ZM197 200V199H196ZM198 200H200V199H198ZM197 200V201H198ZM202 200H200V201H202ZM53 201V202H54ZM83 201H85V200H83ZM88 201H86L87 203H88ZM93 201V200H92ZM141 201V200H140ZM229 201H231V200H229ZM28 202V201H27ZM26 202V203H27ZM48 202V201H47ZM57 202V201H56ZM69 202V201H68ZM67 202V203H68ZM79 202V201H78ZM97 203H99V200L98 201H96ZM135 202V201H134ZM133 202V203H134ZM145 202H147V201H144V203ZM153 202H154V199H153ZM216 202V201H215ZM220 202H223V201H220ZM49 203H51V201H49ZM70 203V202H69ZM72 203V202H71ZM93 203V202H92ZM97 203H95V204H97ZM129 202H127V204H128ZM137 203V202H136ZM140 203H142V202H140ZM257 202H255V204H256ZM45 204H46V202H45ZM74 204V203H73ZM77 204V203H76ZM84 204V203H83ZM198 204V203H197ZM226 204H229V202H227V200H225V202L224 203H219L218 204V206H220L221 208H223V207H225V206H227L226 208H228V206L230 205L231 206V208L233 207L231 204L232 203H230L229 205H226ZM263 204V203H262ZM42 205H43V207H42ZM53 205V204H52ZM86 205V204H85ZM88 205V204H87ZM129 205H130V203H129ZM200 205V204H199ZM225 205V206H224ZM52 207L51 205H47V207ZM89 206V205H88ZM90 206H92V205H90ZM89 206V207H90ZM94 207H95V205H94ZM207 207V206H206ZM205 207V208H206ZM214 207V206H213ZM212 207V208H213ZM28 209H29V207H27ZM54 208H56V207H54ZM74 208V207H73ZM76 208V207H75ZM74 208V209H75ZM82 208V207H81ZM84 208L85 207H83L82 209L84 210ZM96 209H97V207H95ZM94 208V210H96ZM203 208H204V206H203ZM211 208V207H210ZM211 208V209H212ZM219 208V207H218ZM264 208V207H263ZM50 209H52V208H49L48 209V211L50 210ZM73 209V210H74ZM77 209H78V207H77ZM110 209V208H109ZM253 209V212L250 214V216H252L251 218H250V216H249V218H250V221H249V223H251V224H253L252 226H251V228H250V233H252L251 234V237H250V241H251V244H252V242L255 240V237L254 236H256V237H259L260 239H262V240H264V214L261 212V210H260V206L258 205V204H256L255 205V207L254 208H252ZM85 210H86V208H85ZM105 210V209H104ZM222 210V209H221ZM228 210V209H227ZM240 210H242V209H240ZM246 210V209H245ZM26 211V212H25ZM58 211V210H57ZM106 211L107 210H105L104 212L106 213ZM207 211H208V209H207ZM88 212V211H87ZM86 212V213H87ZM104 212H102V213H104ZM202 212V211H201ZM88 213H90V212H88ZM114 213V212H113ZM207 213V212H206ZM211 213V212H210ZM56 214H58V213H56ZM107 214V213H106ZM106 214H105V216H106ZM195 214V213H194ZM197 214H199V213H197ZM196 214V215H197ZM76 215V214H75ZM92 214H90V216H91ZM99 215V214H98ZM108 215H109V213H108ZM205 215V214H204ZM213 215V214H212ZM217 215V214H216ZM120 216H122V215H120ZM207 216H208V214H207ZM243 216V215H242ZM51 217V216H50ZM53 217H55V216H53ZM92 217V216H91ZM95 217V216H94ZM111 217V216H110ZM109 217V218H110ZM194 217V216H193ZM196 217V216H195ZM194 217V218H195ZM197 217H199L198 215H197ZM217 217V216H216ZM22 218V217H21ZM24 218H22V219H24ZM49 218V217H48ZM80 218V219H79ZM101 218V217H100ZM99 218V219H100ZM114 218V217H113ZM123 218V217H122ZM121 218V219H122ZM200 218H201V216H200ZM248 218V217H247ZM46 219H47V221H46ZM96 219V218H95ZM102 219V218H101ZM119 219V218H118ZM120 219V220H121ZM19 220V219H18ZM26 220V219H25ZM57 220H59V219H57ZM75 220H76V218H75ZM103 220V219H102ZM102 220H100V221H102ZM116 220V219H115ZM119 220V221H120ZM217 220V219H216ZM215 220V221H216ZM219 220H221V219H219ZM258 220H260V221H258ZM22 221V220H21ZM93 221V220H92ZM103 221H106V220H103ZM117 221L118 220H116V223H117ZM212 221H214V220H212ZM30 222V221H29ZM36 222V223H37ZM115 222V221H114ZM121 222V221H120ZM120 222H118V223H120ZM244 222V221H243ZM261 222V223H260ZM19 223V222H18ZM21 223V222H20ZM19 223V224H20ZM19 224H17V226L19 225ZM31 224V223H30ZM98 225H99V222L97 223ZM101 224V223H100ZM121 224V223H120ZM119 224V225H120ZM25 225V224H24ZM34 225V224H33ZM32 225V226H33ZM92 225V224H91ZM94 225H96L95 223H94ZM23 226V225H22ZM114 226V225H113ZM16 227V226H15ZM57 227L59 228V230H60V232H58V230H57V232H55V230L57 229ZM91 227V226H90ZM97 227V226H96ZM50 228V227H49ZM16 229V228H15ZM19 229H20V227H19ZM116 229V228H115ZM50 230V229H49ZM120 230V229H119ZM108 231H111L112 233H113V231L112 230H108ZM20 232V231H19ZM14 233V232H13ZM99 233V235H100V232H98ZM29 234H30V232H29ZM6 235V234H5ZM12 235V234H11ZM14 235H17V234H14ZM19 236H20V234H18ZM22 235H24V234H22ZM247 235H249L248 233H247ZM7 236V235H6ZM12 237H13V235H12ZM27 237L29 238V236L27 235ZM254 237V238H253ZM5 238V237H4ZM10 238V237H9ZM28 238H26V239H28ZM134 238H136V237H134ZM13 239H14V237H13ZM159 239V238H158ZM11 241V240H10ZM21 241V240H20ZM3 242V241H2ZM40 242V241H39ZM149 242V241H148ZM158 242V241H157ZM156 242V243H157ZM14 244H0V264H36V262L35 261H33V262H31V258L28 256V254H29V248H27V245L28 244H15V241L13 242ZM27 243V242H26ZM30 243V242H29ZM36 243V242H35ZM135 243V242H134ZM136 244V243H135ZM154 244V243H153ZM30 245V244H29ZM54 245V244H53ZM168 245V244H167ZM32 246V245H31ZM48 246V248H49V244L47 245ZM55 246V245H54ZM169 246V245H168ZM167 247V246H166ZM47 248V247H46ZM45 248V249H46ZM47 248V249H48ZM54 248V247H53ZM225 248V247H224ZM30 249H32V248H30ZM40 249V248H39ZM163 249H165V248H162L161 249V246L160 245H158V244H154L152 247H150V248H148L147 250H143V257H144V259L143 260H131V262L129 263L128 262V264H175L174 262H171V260L173 259V257H175V256H173L172 254L173 253H171L172 251H174V250H172L170 253H168L167 252V250L168 249H166V252L165 251H163ZM217 249V248H216ZM49 250V249H48ZM53 250V249H52ZM218 250V249H217ZM262 250V249H261ZM51 251V250H50ZM56 251V250H55ZM44 252V251H43ZM52 252V251H51ZM252 252H254V255L253 256H251V257H255V256H258V255H264V252L262 251V252H260V250L258 251V250H256V249H252ZM33 253V252H32ZM50 253V252H49ZM140 254L142 253V251L141 252H139ZM213 255H214V257H219V258H221L222 256H223V254L221 253V252H219V251H213ZM175 255H177V254H175ZM219 255V256H218ZM125 256V255H124ZM228 256V255H227ZM226 256V257H227ZM51 257V256H50ZM140 257H141V255H140ZM226 257H225V259H226ZM228 257H230V256H228ZM34 258V257H33ZM256 258V257H255ZM36 259H37V257H36ZM36 259H34V260H36ZM229 260V259H228ZM51 261V260H50ZM230 261H232V260H230ZM250 262H249V264H253V262H254V260L253 259H250L249 260ZM43 262V261H42ZM47 262H48V259H47ZM215 262V261H214ZM216 262H217V259H216ZM41 263V262H40ZM259 263V262H258ZM124 264V263H123ZM209 264V263H208ZM213 264V263H212ZM218 264V263H217Z\"/></svg>",
    "mask_w": 264,
    "mask_h": 264
}]
</instances>
